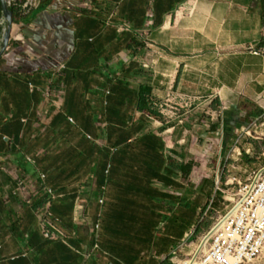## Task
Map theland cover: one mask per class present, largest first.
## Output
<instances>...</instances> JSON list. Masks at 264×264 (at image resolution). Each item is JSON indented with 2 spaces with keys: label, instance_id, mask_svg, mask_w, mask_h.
Returning <instances> with one entry per match:
<instances>
[{
  "label": "crops",
  "instance_id": "1",
  "mask_svg": "<svg viewBox=\"0 0 264 264\" xmlns=\"http://www.w3.org/2000/svg\"><path fill=\"white\" fill-rule=\"evenodd\" d=\"M25 2L0 58V264H183L215 182L142 107L216 106L225 186L263 169L264 0ZM48 202L62 240L42 235Z\"/></svg>",
  "mask_w": 264,
  "mask_h": 264
},
{
  "label": "built area",
  "instance_id": "2",
  "mask_svg": "<svg viewBox=\"0 0 264 264\" xmlns=\"http://www.w3.org/2000/svg\"><path fill=\"white\" fill-rule=\"evenodd\" d=\"M12 3L28 7V3H22V0H12ZM154 17L153 11H150L149 28L154 26ZM49 205L50 202L40 219L42 235L47 240H62L59 222ZM222 213L183 264H263L264 168L251 172L247 180L238 185L235 199Z\"/></svg>",
  "mask_w": 264,
  "mask_h": 264
},
{
  "label": "rangeland",
  "instance_id": "3",
  "mask_svg": "<svg viewBox=\"0 0 264 264\" xmlns=\"http://www.w3.org/2000/svg\"><path fill=\"white\" fill-rule=\"evenodd\" d=\"M157 108L160 112L159 115L161 116L159 121L164 124H172V122H174L175 127L177 128L176 133L178 132L176 141H184L182 143L183 145L181 150L177 152L180 156L179 160L181 166H185L184 168L187 173H190L191 175L192 173L194 174L193 176L198 184L205 178V176H211L215 182L213 184L215 195L212 198L206 195L202 196L196 203L197 205L203 206L201 211H198L197 209L198 218L196 228H211L212 223L218 218V215H223L221 212H223L225 207L229 206L235 199L238 191V186L236 185L225 186L226 177L234 172H237L239 176V171H235V169H238L237 167L239 166V163L236 159H231L232 155L234 156V153L229 152L227 154V161H224L223 152L221 151L219 143L220 138L214 135H204L207 134L205 127L208 128V131L214 133L215 129H217L220 124L219 113L216 111L217 108L216 106H210L212 112L215 113L213 120L210 115L205 113L206 111H199L195 117L196 119L193 118V122L189 121L190 118L186 115V113H184V110H182L183 113H181V118H177L175 115L179 112L175 111V107L173 108L171 106L169 109L157 106ZM163 109L166 110L164 115L161 114L163 113ZM255 125L258 128H263L262 126H257V122H255ZM168 137L171 138L172 135H168ZM205 158L208 160H205ZM260 162L264 165V157H261ZM241 175L244 176L243 174ZM186 176L187 175L182 174V178H185V181L187 182L188 177ZM191 206H193V204H191ZM188 208L189 205H181L178 209V218H176L175 221H179L181 228H188L189 224L192 223L191 221H186L185 218H180L181 215H183V210H188ZM206 233L207 231L204 232L202 230L198 233L200 239L197 246L202 242V240H204Z\"/></svg>",
  "mask_w": 264,
  "mask_h": 264
},
{
  "label": "water",
  "instance_id": "4",
  "mask_svg": "<svg viewBox=\"0 0 264 264\" xmlns=\"http://www.w3.org/2000/svg\"><path fill=\"white\" fill-rule=\"evenodd\" d=\"M1 30H0V58L7 50L13 32L12 0H0Z\"/></svg>",
  "mask_w": 264,
  "mask_h": 264
},
{
  "label": "trees",
  "instance_id": "5",
  "mask_svg": "<svg viewBox=\"0 0 264 264\" xmlns=\"http://www.w3.org/2000/svg\"><path fill=\"white\" fill-rule=\"evenodd\" d=\"M16 5H17V4L12 3V10H13V12H14V15H15V6H16ZM0 13H1V7H0ZM142 109H143V110H147V111L152 115V117H154V118H156V119L161 118V116H160L157 112H154V110L152 109V107L149 106V105H143ZM188 169H189V168H188ZM184 171H185V170H184Z\"/></svg>",
  "mask_w": 264,
  "mask_h": 264
},
{
  "label": "bare ground",
  "instance_id": "6",
  "mask_svg": "<svg viewBox=\"0 0 264 264\" xmlns=\"http://www.w3.org/2000/svg\"><path fill=\"white\" fill-rule=\"evenodd\" d=\"M206 240V239H205ZM204 243H205V241H204Z\"/></svg>",
  "mask_w": 264,
  "mask_h": 264
}]
</instances>
